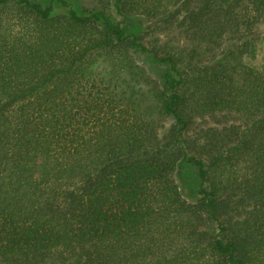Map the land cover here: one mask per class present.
I'll return each mask as SVG.
<instances>
[{"label":"trees","instance_id":"obj_1","mask_svg":"<svg viewBox=\"0 0 264 264\" xmlns=\"http://www.w3.org/2000/svg\"><path fill=\"white\" fill-rule=\"evenodd\" d=\"M261 42L264 0H0V264H264Z\"/></svg>","mask_w":264,"mask_h":264},{"label":"rangeland","instance_id":"obj_2","mask_svg":"<svg viewBox=\"0 0 264 264\" xmlns=\"http://www.w3.org/2000/svg\"><path fill=\"white\" fill-rule=\"evenodd\" d=\"M109 14L116 20L123 23L122 18L116 13L114 7L110 6L108 9ZM127 23L131 24L132 28H137L133 20H127ZM247 64L254 68H262L264 66V43L261 42L257 45L256 51L252 56L246 58ZM177 173L176 178L178 182L184 187V190L192 186L194 170L189 167L181 166Z\"/></svg>","mask_w":264,"mask_h":264}]
</instances>
